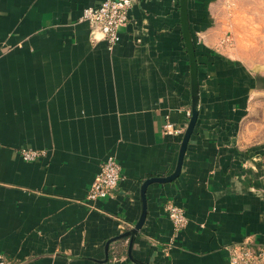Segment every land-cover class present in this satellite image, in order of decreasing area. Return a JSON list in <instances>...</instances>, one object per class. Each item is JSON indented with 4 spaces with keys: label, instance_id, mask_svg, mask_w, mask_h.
I'll list each match as a JSON object with an SVG mask.
<instances>
[{
    "label": "crops",
    "instance_id": "crops-1",
    "mask_svg": "<svg viewBox=\"0 0 264 264\" xmlns=\"http://www.w3.org/2000/svg\"><path fill=\"white\" fill-rule=\"evenodd\" d=\"M104 1L0 0L6 264H137L130 238L118 237L139 221L142 184L176 169L184 133L165 126L186 130L192 108L180 2L138 1L110 49L81 21L85 8ZM225 1L188 0L198 119L179 177L147 188L146 220L131 249L142 264H228L235 245L264 247V145L245 124L264 94V72L224 50ZM22 149L46 154L27 162ZM109 157L122 180L91 207L88 190ZM169 203L188 219L178 234Z\"/></svg>",
    "mask_w": 264,
    "mask_h": 264
},
{
    "label": "built area",
    "instance_id": "built-area-1",
    "mask_svg": "<svg viewBox=\"0 0 264 264\" xmlns=\"http://www.w3.org/2000/svg\"><path fill=\"white\" fill-rule=\"evenodd\" d=\"M138 1L141 0H105L97 7L85 8L81 21L88 23L93 35L96 37L99 35L107 42L108 47L112 49L119 43L120 28L129 22V12ZM165 132L183 134L185 130L174 128L171 124H167ZM45 154L44 150H21V157L27 162L37 161ZM121 180V165L117 159L109 157L102 163L99 173L88 190L86 204L94 207L97 201L113 197ZM165 211L174 226L175 233L178 234L188 223L183 208L169 203ZM228 253V264L264 263V249L255 247L250 241L231 247ZM0 264H6L2 256H0Z\"/></svg>",
    "mask_w": 264,
    "mask_h": 264
},
{
    "label": "rangeland",
    "instance_id": "rangeland-1",
    "mask_svg": "<svg viewBox=\"0 0 264 264\" xmlns=\"http://www.w3.org/2000/svg\"><path fill=\"white\" fill-rule=\"evenodd\" d=\"M223 7L225 17L221 19H225L227 27L224 50L253 69L264 72V0H227ZM245 124L248 135L253 133L254 141L263 149L264 94L252 101ZM260 153L264 158V153ZM262 167L264 175V163Z\"/></svg>",
    "mask_w": 264,
    "mask_h": 264
},
{
    "label": "water",
    "instance_id": "water-1",
    "mask_svg": "<svg viewBox=\"0 0 264 264\" xmlns=\"http://www.w3.org/2000/svg\"><path fill=\"white\" fill-rule=\"evenodd\" d=\"M180 2V15H181V26H182V34L183 39L185 42V46L187 49V53L189 56V65H190V75H191V91H192V108H191V117L189 120V123L186 127V130L184 132V136L182 139V143L179 150V156H178V162L175 171L168 177H152L147 179L141 186V216L139 218V221L137 224L124 233L122 236L118 238H130L129 243V257L137 264H142L138 261H135L132 258L131 255V249L133 246V242L135 240V237L143 227V224L146 220L147 216V198H146V192L149 185L158 183V184H164L169 183L177 179L181 173L182 165L184 156L188 147L189 140L191 136L193 135L197 119H198V104H199V82H198V64H197V57L195 52V47L191 38V32H190V24H189V18H188V0H179ZM112 241H108L106 245V260L108 259V250L109 245Z\"/></svg>",
    "mask_w": 264,
    "mask_h": 264
}]
</instances>
